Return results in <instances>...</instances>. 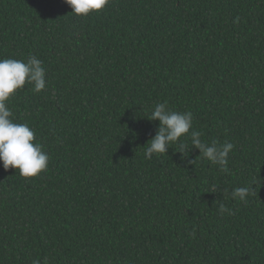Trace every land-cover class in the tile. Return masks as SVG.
Listing matches in <instances>:
<instances>
[{
  "label": "trees",
  "instance_id": "1",
  "mask_svg": "<svg viewBox=\"0 0 264 264\" xmlns=\"http://www.w3.org/2000/svg\"><path fill=\"white\" fill-rule=\"evenodd\" d=\"M30 54L45 88L6 103L50 159L29 178L0 164V264H264V0H110L87 17L0 0V59ZM158 102L232 142L228 171L175 144L145 159Z\"/></svg>",
  "mask_w": 264,
  "mask_h": 264
},
{
  "label": "clouds",
  "instance_id": "2",
  "mask_svg": "<svg viewBox=\"0 0 264 264\" xmlns=\"http://www.w3.org/2000/svg\"><path fill=\"white\" fill-rule=\"evenodd\" d=\"M63 2L71 8V13L75 16L87 17L91 12L105 8L110 0H63ZM45 73L43 61L35 55L30 54L26 62L12 58L0 59V164L5 170L9 167L18 170V174L24 178L35 177L46 171L50 157L44 151L43 145L34 143L35 133L28 124L16 123L11 119L13 113L6 102L25 84H31L34 93L42 91L46 85ZM149 120L159 123L155 135L149 139L151 142L144 151L145 159L150 160L154 154L167 155L168 149L175 144L176 151L181 153L182 157H187L188 150L195 148L203 158L217 165L221 171H228V156L234 149V144L229 141L220 144L215 140L206 143L201 139L200 132L194 130L190 132L193 123L191 111H174L169 108L167 102H158L152 107ZM182 136L188 137L190 146L181 142ZM187 162L192 164L193 160ZM253 190L249 186L236 187L231 195L233 199L247 203ZM212 192H216L215 187ZM219 211L233 214L224 204L219 205Z\"/></svg>",
  "mask_w": 264,
  "mask_h": 264
}]
</instances>
